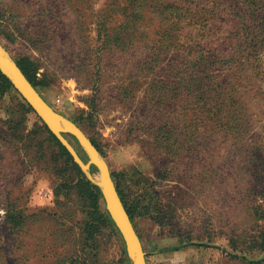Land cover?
Wrapping results in <instances>:
<instances>
[{
	"label": "rangeland",
	"instance_id": "1",
	"mask_svg": "<svg viewBox=\"0 0 264 264\" xmlns=\"http://www.w3.org/2000/svg\"><path fill=\"white\" fill-rule=\"evenodd\" d=\"M0 44L98 151L145 264H264V0H0ZM28 107L0 91V264H132L98 168Z\"/></svg>",
	"mask_w": 264,
	"mask_h": 264
},
{
	"label": "water",
	"instance_id": "2",
	"mask_svg": "<svg viewBox=\"0 0 264 264\" xmlns=\"http://www.w3.org/2000/svg\"><path fill=\"white\" fill-rule=\"evenodd\" d=\"M0 73L8 80L14 90L26 102L65 150H67L74 162L82 170H86L88 166L81 162L76 150H74L63 137L62 133L64 131L70 132L76 137L83 149L86 150L85 152L88 154L91 163L99 170V181L97 185L102 190L101 193L106 204L107 213L124 242L126 255L131 260L132 264H145L144 252L141 242L135 232L136 230L119 198L107 166L100 158L96 148L76 125L62 118L54 109L48 106L47 102L27 80L15 60L1 44Z\"/></svg>",
	"mask_w": 264,
	"mask_h": 264
},
{
	"label": "trees",
	"instance_id": "3",
	"mask_svg": "<svg viewBox=\"0 0 264 264\" xmlns=\"http://www.w3.org/2000/svg\"><path fill=\"white\" fill-rule=\"evenodd\" d=\"M16 64L18 65V67L21 69L22 73L24 74V76L27 78V80L32 84V86L34 88H36V86L38 85L35 80H34V76H33V69H31V66H29L28 64H26V62L22 61V62H17L15 61ZM12 86L11 84L8 82V80L2 76V74L0 73V91H8L11 90ZM30 109V107H28ZM93 195H94V202H95V212L96 214H98V217L100 219V221H102L104 224H107L113 228H115L112 220L109 218V216L106 215L105 211H102L101 209L99 210V199L101 198L100 193H98V190L96 188H93ZM118 190V189H117ZM119 196H121L119 190H118ZM121 198V197H120ZM122 200V199H121ZM125 210L127 211V214L130 218V220H132V214L131 211L126 207L124 201H121ZM116 229V228H115ZM116 231V230H115ZM118 232V231H117Z\"/></svg>",
	"mask_w": 264,
	"mask_h": 264
}]
</instances>
